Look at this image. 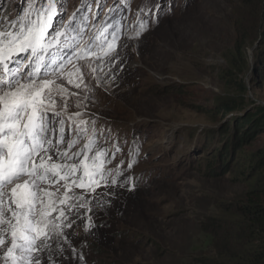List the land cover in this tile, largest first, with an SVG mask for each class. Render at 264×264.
Returning a JSON list of instances; mask_svg holds the SVG:
<instances>
[{
    "label": "rangeland",
    "instance_id": "374dc122",
    "mask_svg": "<svg viewBox=\"0 0 264 264\" xmlns=\"http://www.w3.org/2000/svg\"><path fill=\"white\" fill-rule=\"evenodd\" d=\"M27 2L0 0V18H15ZM79 4L67 0L68 12ZM105 4L103 11L116 8L112 15L124 25L119 59L94 62L100 70L92 75L74 60L66 71L81 67L88 88L64 84L82 99L77 109L81 101L72 96L68 111H81L89 127L95 121L98 144L110 151L120 147L108 167L123 161V175L115 186L96 190L101 207L92 200L93 219L103 227L86 232L77 220L66 230L75 233L69 235L71 247L84 259L67 244L63 257L55 259L57 264H197L215 253L202 223L226 217L223 206L240 201L264 180L259 162L264 157V0ZM138 16L147 21V30L129 39ZM248 114H255L253 122L242 121ZM250 123L251 133L243 139Z\"/></svg>",
    "mask_w": 264,
    "mask_h": 264
},
{
    "label": "snow or ice",
    "instance_id": "6c2138e0",
    "mask_svg": "<svg viewBox=\"0 0 264 264\" xmlns=\"http://www.w3.org/2000/svg\"><path fill=\"white\" fill-rule=\"evenodd\" d=\"M105 7V0H80L69 13L67 0H28L15 18H0V264H57L65 244L83 260L71 247L75 233L66 230L77 220L86 232L104 226L95 223L91 204L101 207L96 190L123 175V161L108 167L120 147L98 144L95 121L89 127L81 111H68L72 96L81 101L77 109L82 99L64 81L87 89L82 68L67 72L68 65L81 61L92 75L100 70L94 62L119 59L124 25L112 15L116 8ZM147 27L138 16L128 38Z\"/></svg>",
    "mask_w": 264,
    "mask_h": 264
},
{
    "label": "trees",
    "instance_id": "16d2710c",
    "mask_svg": "<svg viewBox=\"0 0 264 264\" xmlns=\"http://www.w3.org/2000/svg\"><path fill=\"white\" fill-rule=\"evenodd\" d=\"M260 114L264 119V109ZM253 117L255 114H248L242 121L253 122ZM253 125L250 123L243 139L251 133ZM259 162L264 175V157ZM223 211L226 217H208L202 223L203 230L212 235L215 253L214 256L199 258L197 264H264V180L249 188L240 201L223 206Z\"/></svg>",
    "mask_w": 264,
    "mask_h": 264
}]
</instances>
